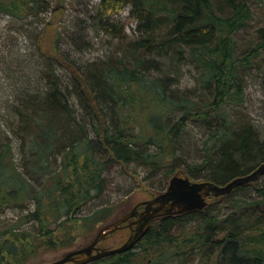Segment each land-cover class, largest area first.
<instances>
[{"label":"trees","instance_id":"obj_1","mask_svg":"<svg viewBox=\"0 0 264 264\" xmlns=\"http://www.w3.org/2000/svg\"><path fill=\"white\" fill-rule=\"evenodd\" d=\"M50 4L0 0V14L43 23L35 43L44 60L43 89L15 107L14 139L0 136V215L17 211L0 222V264L90 242L121 204L84 212L111 187L113 170L160 174V193L170 175L223 185L264 162V131L238 113L245 73L264 68V25L248 29L264 0H101L95 23L117 39L116 50L82 66L58 48L61 32L42 15ZM124 7L136 36L114 19ZM181 65L196 73L192 89L171 88ZM190 126L203 133L196 155L186 156L180 141ZM201 170L209 177L197 178ZM248 185L256 196L239 212L210 209L234 189L209 197L201 210L154 219L130 250L87 264H162L173 256L264 264V185Z\"/></svg>","mask_w":264,"mask_h":264},{"label":"rangeland","instance_id":"obj_2","mask_svg":"<svg viewBox=\"0 0 264 264\" xmlns=\"http://www.w3.org/2000/svg\"><path fill=\"white\" fill-rule=\"evenodd\" d=\"M100 1L51 0L48 12L42 14L49 22V26L58 28L61 32L62 40L61 44L58 43V48L80 66L87 62L107 60L116 50L117 39L105 34L97 28L95 23L97 21L96 11ZM128 10V7H124L114 15V19L123 24L125 34L128 37H133L137 35L134 34L135 22L129 20ZM257 10L260 11V14L256 15L253 26L248 28L249 30L264 25V6ZM42 26L43 23L33 18L16 19L0 14V136L9 135L12 140L14 137L10 132V127L11 124L13 125L15 107L21 105L22 97L40 92L43 89L41 76L44 60L35 43L36 35L41 32ZM55 71L57 74L64 75L58 68ZM195 74L193 69L181 65L175 75H170L173 76L174 81H177L171 88L192 89L195 86ZM244 84L242 108L239 109L238 113L245 121L251 122L257 130L263 132L264 68L248 69L244 75ZM202 133L200 127L190 126L182 136L180 145H183L186 156L196 155L198 140L202 137ZM180 166L185 168L183 164ZM171 176L167 178L166 182ZM208 177L209 174L204 170H201L197 176V178ZM110 179L112 185L108 187V191L90 202L84 211L87 213L104 204L121 203L113 217L100 224L99 227L116 220L136 203L151 198L162 190L160 186L164 184V178L160 174L153 177L141 168L133 166H130L129 173L121 172L119 169L113 170ZM254 182L258 185H264V174ZM255 196L253 186L242 185L234 189L230 195L221 198L219 202L212 204L210 209L213 211L219 209L221 216L236 213L240 211L244 200L254 199ZM16 214L17 211L8 210L0 215V222L11 220ZM127 235L114 232L105 238L99 247L106 249L117 247L126 240ZM85 244L87 242L82 241L65 251L49 252L46 255L40 254L28 264H47L59 259L68 251L80 248ZM134 264H141V262L136 261ZM162 264H200V260L198 258L185 259L182 256H173Z\"/></svg>","mask_w":264,"mask_h":264},{"label":"water","instance_id":"obj_3","mask_svg":"<svg viewBox=\"0 0 264 264\" xmlns=\"http://www.w3.org/2000/svg\"><path fill=\"white\" fill-rule=\"evenodd\" d=\"M263 174L264 162L258 164L249 173L237 176L223 185L208 180H192L185 173L174 174L169 178L163 191L148 200L136 203L116 220L100 227L93 239L84 246L68 251L59 259L47 264H87L130 250L145 235L154 219L201 210L207 205L209 197L226 195L239 186L254 182ZM139 207L143 209L138 210ZM122 227L130 228V234L122 244L110 249L99 247L108 235Z\"/></svg>","mask_w":264,"mask_h":264},{"label":"flooded vegetation","instance_id":"obj_4","mask_svg":"<svg viewBox=\"0 0 264 264\" xmlns=\"http://www.w3.org/2000/svg\"><path fill=\"white\" fill-rule=\"evenodd\" d=\"M148 200V199H147ZM143 201H145V200H143ZM143 209V207H139L138 208V210H142ZM132 227H134V225L132 226ZM129 234H130V232H129Z\"/></svg>","mask_w":264,"mask_h":264}]
</instances>
